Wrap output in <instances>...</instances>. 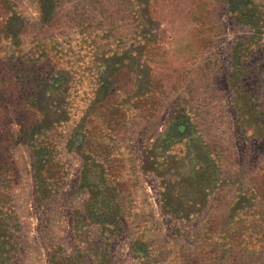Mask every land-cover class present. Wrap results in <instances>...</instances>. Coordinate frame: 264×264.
I'll return each mask as SVG.
<instances>
[{
	"label": "rangeland",
	"instance_id": "obj_1",
	"mask_svg": "<svg viewBox=\"0 0 264 264\" xmlns=\"http://www.w3.org/2000/svg\"><path fill=\"white\" fill-rule=\"evenodd\" d=\"M0 264H264V0H0Z\"/></svg>",
	"mask_w": 264,
	"mask_h": 264
}]
</instances>
